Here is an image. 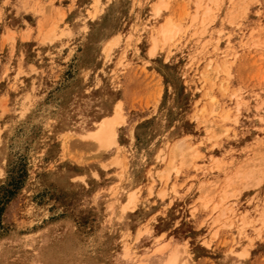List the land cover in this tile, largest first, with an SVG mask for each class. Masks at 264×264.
Listing matches in <instances>:
<instances>
[{"label": "rangeland", "instance_id": "374dc122", "mask_svg": "<svg viewBox=\"0 0 264 264\" xmlns=\"http://www.w3.org/2000/svg\"><path fill=\"white\" fill-rule=\"evenodd\" d=\"M263 29L264 0H0V264H264Z\"/></svg>", "mask_w": 264, "mask_h": 264}, {"label": "bare ground", "instance_id": "6f19581e", "mask_svg": "<svg viewBox=\"0 0 264 264\" xmlns=\"http://www.w3.org/2000/svg\"><path fill=\"white\" fill-rule=\"evenodd\" d=\"M158 9L160 8L156 7L155 13H157ZM167 18L168 19L160 26V28L157 29L156 35L152 36V46L150 48V52L153 54L155 53L156 48L158 47V44H160V42L165 43L169 40H172L181 30V26L178 24V22H175L169 17ZM119 112V110H115L112 115L103 117L94 127L82 133V137H89V139H94L96 140V143L100 145L115 144L114 123L119 121ZM176 154L181 155V148L179 149L175 146L173 148L172 155L176 157ZM172 167H174V164ZM134 197L135 195H133V193L131 192L129 194L127 204L133 202ZM168 244L169 243H159V245H156L149 254H145V258H139V256L137 255L132 256L125 248L123 256L129 261L133 260L132 264H190L186 255V251L182 246H178L176 244ZM163 250H165L164 258L157 257V253H162Z\"/></svg>", "mask_w": 264, "mask_h": 264}]
</instances>
